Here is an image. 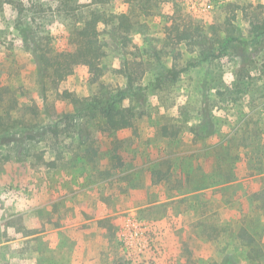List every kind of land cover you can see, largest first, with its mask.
<instances>
[{"label": "rangeland", "instance_id": "374dc122", "mask_svg": "<svg viewBox=\"0 0 264 264\" xmlns=\"http://www.w3.org/2000/svg\"><path fill=\"white\" fill-rule=\"evenodd\" d=\"M94 1L0 0V127L11 112L37 134L0 137V264H256L233 232L244 199L264 247V0ZM85 8L132 23L100 25L105 77L42 78L28 34L62 52ZM126 66L145 117L119 134L68 96L125 88Z\"/></svg>", "mask_w": 264, "mask_h": 264}, {"label": "trees", "instance_id": "16d2710c", "mask_svg": "<svg viewBox=\"0 0 264 264\" xmlns=\"http://www.w3.org/2000/svg\"><path fill=\"white\" fill-rule=\"evenodd\" d=\"M111 0H96L94 4L106 6L110 4ZM80 15L83 16V25L81 28L75 29L69 38V42L66 48L62 52L56 51H45L41 48L34 34H28V49L32 52L38 71L42 78L52 77L54 81H64L67 78L75 75L77 72L84 75L87 80L92 84H100L101 80L105 77V69L102 66V60L105 53L99 42V27L101 24H106L112 22V20L118 19L120 21V28L126 32H130L132 28V23L130 22V17L126 14L120 16L109 15L107 11H100L93 8H85L80 11ZM262 35H264V27H261ZM176 39L179 44L185 42H195L197 43V37L191 31H181L177 29ZM231 42H228V45ZM189 66H195L194 63H190ZM126 78V87L123 89H111L106 86H102L100 93L93 98H88L85 100L68 96L71 103L76 107V109L85 114L90 111L92 114L94 112H99L105 121V126L108 130L113 133L124 134L128 131H137V122L145 117V113L136 110L130 105H125V101L128 99L141 100L144 94V87L136 82L133 73L129 67H124L119 71ZM180 73L178 71L173 72L174 80H178ZM9 112L10 121L3 127H0V137L6 138L13 136V131L19 129H24V136L30 138L32 141L37 137V134L29 128V126L24 125V122L19 119H14ZM30 131V133H29ZM32 133V134H31ZM51 168H56V163L51 162L49 164ZM257 175H264V169L260 170ZM255 176V175H254ZM264 181V176L260 177L257 182ZM234 181L226 180L223 183H218L217 185L231 184ZM264 195V187L254 193L252 196L259 197ZM238 212L241 214V218L237 223H240V229L234 231L235 239L239 240L243 247L247 249L246 254L249 259L256 264H264V247L257 243L255 240V234L250 232V227H247L249 223H255L256 219L251 221V215L253 212L248 207L246 200L242 199L238 203ZM260 212L259 209L254 211L257 215ZM254 216V215H253ZM199 224L202 221L198 222ZM63 227V226H62ZM61 228V227H59ZM83 227H73L62 231L61 233H51L45 236H39L33 239L31 242L41 243V241L49 240L54 238L58 234L67 235L74 232L80 231ZM258 232H256V235ZM248 240V241H247ZM247 241V242H246ZM28 242V241H27ZM30 243V242H28ZM46 251L50 252V247L45 248ZM43 250V255L47 254ZM51 263V262H50ZM228 264H237L235 261L230 260Z\"/></svg>", "mask_w": 264, "mask_h": 264}]
</instances>
